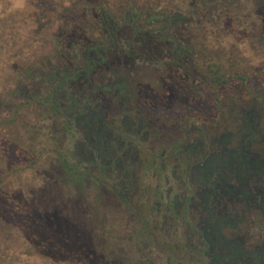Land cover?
I'll list each match as a JSON object with an SVG mask.
<instances>
[{
  "label": "flooded vegetation",
  "instance_id": "obj_1",
  "mask_svg": "<svg viewBox=\"0 0 264 264\" xmlns=\"http://www.w3.org/2000/svg\"><path fill=\"white\" fill-rule=\"evenodd\" d=\"M213 1L216 2L215 5L211 4ZM247 1L251 2V0ZM252 1H255L254 6H257L258 15L254 10L247 13L245 10L251 5L246 6L242 0H200L204 10L198 9L194 3L187 11L175 10L176 5L171 3V7L163 12L155 10L158 2L155 4L153 1L146 10L136 13L127 11V8H131V3L127 0L113 1V3L112 0H80L84 2L83 8L81 9L78 2H75L72 12L67 15L70 20L68 26L73 30V34L79 31L84 35L85 41L81 45L83 50L81 55L84 59L79 60L75 52L72 56H68L69 59L56 62L54 58L48 57L49 62L43 63L42 70V84L48 88L44 96L45 102L50 103L49 97L55 92L66 99L70 92L72 95L82 92L70 107V109L76 108L77 111L63 119L62 129L67 131L73 124L82 125L85 129L90 127L86 131V141L77 143L75 152L89 153L92 156L96 154L100 158L99 164L96 165L94 159L90 161L92 163L84 165V170L89 171L95 166L94 172L91 171L92 174L95 173V185L101 187L104 184L118 193L124 205L123 214L126 219L125 227L122 229L124 232L130 231L128 228L131 226V221H134L133 217L142 206L150 205L148 204L150 197L147 198V204L143 202L139 204L137 200L136 207L133 205L135 169L138 163L143 162L137 161L140 144L134 134L147 128L143 139L148 141L149 128L153 126L151 129L154 131L159 123L158 118L155 117L156 108L169 105L176 98L177 92H189L198 99L201 98L207 83L220 85L217 89L222 88L226 81L222 55L224 35L231 34L236 43L246 42L264 57V0ZM233 6L245 12L234 15L230 12V7ZM230 13L232 16H229ZM214 14L215 18H213ZM225 15L228 19L223 21ZM216 19L219 21L217 22ZM203 23V26L198 27V24ZM234 23H238L239 27L237 24L234 28L232 26ZM208 24L211 27L215 24L217 29L211 31L213 27L209 28ZM63 29L64 27H61L60 31ZM210 32H217L216 40L219 42L215 62H207L205 47ZM159 43L164 47L167 58L154 65L151 61L157 59L152 57L157 52ZM203 46L205 47L202 48ZM239 48L238 46L237 56L231 62L232 80L240 79L238 71L240 61L254 62L248 56H240ZM61 50L63 51V48ZM147 60L150 62H145ZM261 61L264 62V58ZM151 66H154L156 71L159 70L158 67L168 66V76H162L160 80L162 91L151 83L141 87L144 73ZM72 95L69 97L72 98ZM242 99L245 101L243 97ZM252 99V104L247 102L245 104L247 108L243 110L242 129L245 133L242 135L241 145L232 150L225 149L228 161L223 162L218 153L214 152L207 156L204 139L190 140V136L186 134L189 124L187 121L181 125L176 124L178 126L173 128L178 130L174 135L175 141L170 145L168 154L167 150H164L160 157L162 168L167 170L168 167L165 174L167 193L161 194V199L165 198L166 201L165 210L171 211L172 202L174 209H182L184 215L191 216L192 209L196 208L192 219L198 217L194 225L198 237L193 239L195 234L188 232L189 243L182 247L190 248L189 260L194 264H264V240L259 249L247 251L244 244L249 239L248 232L240 235L233 229L231 238L222 234L225 227L237 228L245 222L251 224L249 220L251 210L255 207L258 194L259 208L262 207L264 212V191L258 190L255 186V181L264 176V160L255 157L256 140L253 136L256 132L254 123L256 97L253 96ZM64 105L65 103L61 101L57 106L63 111ZM242 105L237 101L233 109H239ZM52 109L59 114L53 106ZM117 114L121 117L124 115L120 125L123 124L126 130L133 132L132 138L127 134L117 133L115 127ZM108 115L113 117L110 120L106 119ZM145 118L151 123L155 120L156 122L150 125L145 122ZM229 137L230 134L222 135L220 144L227 143ZM259 149L264 153V146H260ZM225 162L228 163L224 164ZM153 163L155 165L157 160ZM215 172L218 174L217 180H212ZM230 172L234 176H229ZM81 175L83 177V174ZM88 175L86 177H90ZM171 179H174L172 184ZM233 180L234 182H231ZM255 189L257 193L254 192ZM196 196L199 197L198 201L195 200ZM138 198L141 199V196ZM161 204V200L155 203L158 212L161 211ZM230 206L232 208L238 206L239 209L231 213ZM126 214L130 215L128 220ZM154 221L158 222V219ZM166 224L172 226L168 221L167 213L164 212L163 227ZM133 227H136V224ZM118 236L120 241H116L117 245L111 248L110 255L113 259L110 264H120L124 259H128L131 264H155L157 256L153 250L141 251L142 248L138 245L139 252L133 254L132 249L127 252L119 244L123 242L121 238L126 236ZM129 239L134 240L133 235H130ZM136 242L144 241L136 239ZM224 247L226 252L215 251V248ZM207 256L210 257L208 262L205 261ZM171 263L170 256L166 264Z\"/></svg>",
  "mask_w": 264,
  "mask_h": 264
},
{
  "label": "rangeland",
  "instance_id": "obj_2",
  "mask_svg": "<svg viewBox=\"0 0 264 264\" xmlns=\"http://www.w3.org/2000/svg\"><path fill=\"white\" fill-rule=\"evenodd\" d=\"M127 1L133 2L134 0ZM139 1L143 5H149L153 1L160 3V6H156L155 9L158 12L168 3H170L168 6H171V3L175 4V10L179 11H187L192 8L194 3L198 9L204 10L200 0ZM242 1L246 6L251 5L249 9L245 10L247 13L254 10L258 15L257 6H254L255 1ZM75 2H78L81 9L83 8L84 2H80V0H0V218L4 214L3 199L8 194L11 195V201L14 199L18 203L22 196L29 200L37 192H41L43 200L45 197L55 195L57 196L56 202L61 207H67L66 211L72 212L71 209L79 206L83 222H88L87 228L90 236L95 237L96 234H100L109 239L112 246L117 245L116 241H120L118 235L126 236V238H121L122 243L117 242L121 244L122 249L127 252L132 249L133 254L139 252L138 245L142 248L141 251L153 250L157 256L155 264H166L170 256L171 264H180L181 261L182 264H194L189 260L190 248L182 247L189 243L188 232L195 234L193 239L198 237V233H195L194 230L198 217L195 218L196 220L192 219L196 208L192 209L191 216L184 215L182 209H174L172 202L171 211L165 210L166 201L165 198L161 199V194L162 192L167 193L168 185L165 174L168 167L167 170L162 168L160 157L164 150H167L168 154L170 145L175 141L174 135L178 133V130H173V128L187 121L189 124L186 134L190 136V140L204 139L207 156L214 152L218 153L223 162L228 161L225 149L232 150L241 145L242 135L245 133V130L242 129L243 110L247 108L245 106L247 102L252 104V97L255 96L254 123L256 132L253 138L256 140V147L254 150L256 151L255 157L264 160V153L259 149L260 146H264V62L261 61L264 58L263 54L260 56V52L254 50L246 42L236 43L231 34L224 35L222 55L226 81L222 88L217 89L220 88V85L207 83L201 98L198 99H195L189 92H177L176 98L169 105L156 108L155 117L158 118L159 123L154 131L151 129L153 126L149 128L148 141L143 139L147 128L134 134L140 144L137 161L143 162L138 163L135 169V185L132 190V194H135L133 205L136 207L137 200L139 204L146 203L148 197H150V201H148L150 205L139 208L140 211L133 217L134 221H131V226L128 228L130 231L124 232L122 230L126 224L123 214L124 205L118 193L112 187L104 184L101 187L95 185V173H91V171L94 172L95 166H92L93 168H90L89 171L84 170L85 164H90L92 163L90 161L95 159L97 165L101 161L100 158L96 154L92 156L89 153L75 152L76 144L86 141V131L90 127L85 129L82 125L73 124L67 131L62 129L63 119L77 111L76 108L70 109V107L73 102L78 100L77 97H80L82 92L79 91L73 95L70 92L68 99L59 94V102L65 103L62 107L63 114H56L52 105L45 102L44 98L48 88L42 84V70L44 69L43 63L49 62L48 57L54 58V62H56L69 59L68 56H72L75 52L79 56V60L84 59L81 55V51H83L81 45L85 41L84 35L79 31L74 35L73 30L68 26L70 20L67 15L72 12ZM211 4L215 5L216 2L213 1ZM230 12H233L234 15L243 13L242 9L236 8V6L230 7ZM231 13L229 16H232ZM215 17L214 14L213 18ZM222 19L226 21L228 18L225 15ZM216 21L219 20L216 19ZM237 24L234 23L232 26L235 28ZM203 25L204 23L198 24V27ZM61 27L64 29L60 31ZM208 27H213L211 31L217 29L215 24L212 27L208 24ZM216 39L217 32H210L206 47H202L206 48L207 62H215L217 59L219 42ZM193 42L196 43L195 40ZM232 44L240 47V56H248L254 61H240L238 71L240 77L243 78L238 80H232L230 77L233 69L231 62L238 52V46ZM198 47L200 48V45ZM156 49L157 52L154 53L152 59L155 57L157 59L153 61L150 59L154 65L167 58L166 51L160 43ZM158 68V71L154 66L147 68L142 78L141 87L151 83L162 91L160 80H162V76H168L169 70L168 66ZM168 79L171 80V78ZM70 95L73 97H69ZM200 101L201 104H199ZM237 101L243 105L239 109H233ZM103 105L106 106L105 103ZM116 116H118L115 121L117 133L127 134L132 138L133 132L126 130L123 124L120 125V120L124 118V115L121 117L117 114ZM112 117L113 115H108L106 119L110 120ZM183 118L185 120H182ZM145 122L152 125L156 120L151 123L149 119L145 118ZM177 123L179 124L176 125ZM224 134H230L229 141L220 144ZM69 151L73 152L70 160L78 163V171L83 174V177L78 179L81 180L80 184L78 181L68 182L65 179V168L56 158L59 156V152L68 153ZM154 160H157L155 165ZM226 163L228 162L224 164ZM87 175L90 177H86ZM229 176L232 177L234 174L230 172ZM217 177L218 174L215 172L212 180H217ZM173 181L174 179H171V184ZM255 186L258 190L264 191V176L255 181ZM254 192L257 193V190L255 189ZM14 194L17 195L16 199ZM139 196L141 199L138 198ZM257 196L255 207L251 210L250 225L245 222L237 228L225 227L222 230V234L227 238L232 237L233 229L240 235L248 232L249 239L244 244L247 251L259 249L264 240V212L262 207L259 208L260 195ZM198 199L199 197L196 196L195 200L198 201ZM159 200L162 201L160 212L155 206ZM41 203L40 201L39 204L41 205ZM40 207L42 208V206ZM152 207H154V212H152ZM198 207L202 209L201 206ZM238 209V206L236 208L229 207L231 213L237 212ZM164 212L167 213L168 221L172 223V226L166 224L163 227ZM128 217L130 218V215L126 214L127 220ZM156 219L158 222L154 221ZM134 224L136 227H133ZM155 225L157 226L155 227ZM130 235H133L134 240L129 239ZM136 239H143L144 242L138 243ZM253 245L254 247H252ZM215 251L226 252V248H215ZM209 259L210 257L207 256L205 261L208 262ZM124 261L131 264L128 259H124Z\"/></svg>",
  "mask_w": 264,
  "mask_h": 264
},
{
  "label": "trees",
  "instance_id": "obj_3",
  "mask_svg": "<svg viewBox=\"0 0 264 264\" xmlns=\"http://www.w3.org/2000/svg\"><path fill=\"white\" fill-rule=\"evenodd\" d=\"M130 3L131 8H127V11L133 13L146 10L148 6L139 0ZM169 4L163 6L160 12L168 10L171 7ZM156 6H160V3ZM57 95L59 93H53L49 102L61 113L60 106H57ZM72 155L71 151L59 152L56 158L65 168V179L80 184L81 180L78 179L82 175L78 171V163L70 160ZM34 194L29 200L22 196L19 203L14 199L11 201L10 194L3 199L0 264H110L113 259L110 255L111 241L100 234L95 237L89 235L88 222H83L79 206L71 209L72 212L66 211L67 207H61L56 202L57 196L44 195L43 200L41 192ZM14 195L16 199L17 195ZM120 264L129 263L124 261Z\"/></svg>",
  "mask_w": 264,
  "mask_h": 264
}]
</instances>
